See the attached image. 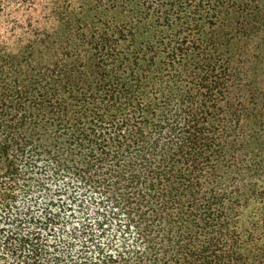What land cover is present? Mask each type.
I'll return each instance as SVG.
<instances>
[{
	"label": "trees",
	"instance_id": "trees-1",
	"mask_svg": "<svg viewBox=\"0 0 264 264\" xmlns=\"http://www.w3.org/2000/svg\"><path fill=\"white\" fill-rule=\"evenodd\" d=\"M0 264H264V0H0Z\"/></svg>",
	"mask_w": 264,
	"mask_h": 264
},
{
	"label": "rangeland",
	"instance_id": "rangeland-1",
	"mask_svg": "<svg viewBox=\"0 0 264 264\" xmlns=\"http://www.w3.org/2000/svg\"><path fill=\"white\" fill-rule=\"evenodd\" d=\"M254 214L252 213V210H246L244 211V220L248 221Z\"/></svg>",
	"mask_w": 264,
	"mask_h": 264
}]
</instances>
